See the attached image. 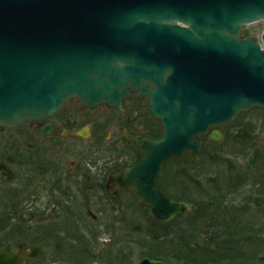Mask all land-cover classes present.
Instances as JSON below:
<instances>
[{
	"label": "water",
	"instance_id": "95a60500",
	"mask_svg": "<svg viewBox=\"0 0 264 264\" xmlns=\"http://www.w3.org/2000/svg\"><path fill=\"white\" fill-rule=\"evenodd\" d=\"M262 20L264 0H0V126L36 124L38 136L53 137L74 100L93 114L124 112L133 93L148 99L163 135L123 130L126 146L141 143L144 155L115 178L150 219L169 224L192 206L164 197L165 166L186 154L199 161L210 141L221 142L218 128L264 110V48L241 36ZM0 264L18 258L0 252Z\"/></svg>",
	"mask_w": 264,
	"mask_h": 264
},
{
	"label": "flooded vegetation",
	"instance_id": "af4514ba",
	"mask_svg": "<svg viewBox=\"0 0 264 264\" xmlns=\"http://www.w3.org/2000/svg\"><path fill=\"white\" fill-rule=\"evenodd\" d=\"M253 25L255 24L250 26ZM244 35L243 31V38L252 39ZM257 43L262 44L261 37ZM147 102V99H139L137 94H133V97L124 103L125 110L132 108L136 111L145 104L149 109ZM80 106L81 104L75 100L61 112L58 124L53 128L55 131L53 137L38 136L36 131L41 128L40 125L13 128L18 134L22 133L20 135L26 133L23 135L26 137V139L23 137L26 145L18 139L13 148L0 153V184L2 181L11 184L10 187L0 186V252L16 256L18 264H124L129 258L120 248L132 243V240L126 238V235L122 237V234H126L125 227L131 230V227L134 229L139 225L136 223L137 225L130 226L129 221L153 222L150 219L149 208L139 203V195L131 188L118 189L119 185L115 178L117 174L123 176L126 169L143 157L141 143L132 148L126 146L124 137H121L125 154L109 157L110 165H98L96 160L93 162L92 159L86 158L71 165L65 164L63 159L51 158V147L60 146V142L70 137L69 128L73 124V117L78 112L94 115L89 110H82ZM99 110L119 112L105 106L97 108L95 112ZM257 111H261L264 118L263 110L250 109L239 114L237 119ZM128 121L133 122L135 119L131 117ZM129 130L135 137L151 139H159L163 133L150 136ZM89 131L84 129L80 137L88 139L92 132ZM20 143L26 150L24 148L21 151ZM9 156L12 158H8ZM6 163H9L12 169ZM165 169L164 175L159 177L158 187L164 197L176 200L165 188L164 182L167 179ZM176 184V179L172 177L170 185L172 189H176L174 186ZM93 208L99 212H93ZM131 210L134 212L131 213ZM141 211L143 213H140ZM66 222L70 224L74 233H81V237L75 239L74 247L66 248L67 253L65 251L63 255L69 257L67 261L59 259L58 255L61 252L57 247L46 259V250L50 248L51 240L57 238L59 234L66 239L65 235L69 231ZM66 240L69 244L72 243L69 239ZM110 246H113L111 250ZM145 258L147 257L141 258L137 264ZM86 260L88 262L84 263ZM119 260L122 262H118ZM229 264H264V260Z\"/></svg>",
	"mask_w": 264,
	"mask_h": 264
},
{
	"label": "rangeland",
	"instance_id": "374dc122",
	"mask_svg": "<svg viewBox=\"0 0 264 264\" xmlns=\"http://www.w3.org/2000/svg\"><path fill=\"white\" fill-rule=\"evenodd\" d=\"M263 31V23L246 26L244 27V36L258 42ZM149 113L146 104L136 111L129 108L122 113L99 110L94 112V115H90L86 112H78L73 117V124L69 128L70 137L66 141L60 142V146L51 147V158L53 160L63 159L65 164L69 163L71 165L80 163L84 158L92 159L93 162L96 160L98 165H110L109 157L125 154V149L121 145L123 130L130 131L129 129H131L150 136H157V134L160 135L162 133L161 127L158 124L159 122ZM131 117L135 121L129 122L128 119H131ZM262 118L263 113L257 111L250 115L239 117L231 124L221 127L219 130L222 134L221 142L210 141L207 147L211 143L212 145L208 148L206 155L203 158L201 156L200 160L196 161L195 166L187 165V162L169 165L166 168L167 179L164 182L168 193L176 200L181 197L192 198L194 196V189L192 187L193 177H196L201 182V185H205L208 189L212 190L221 185L234 192V183L237 184L238 189L236 190V194L229 195L227 198L237 210L241 211L242 209V212L239 213L238 211V213H235V215L238 214L236 216L238 220L237 232L240 234L244 233L248 238L252 237L250 238L251 243H247L246 247L243 248L249 257L254 256L256 251L259 253L261 246L264 244V138L259 139L260 128H262L263 124ZM13 128L2 127L3 130L0 129V153L1 151L7 152L13 148L14 143L18 139L26 145L25 141H23L24 138L26 139L23 136L26 133L20 135L22 133L18 134L16 131H13ZM84 129L92 131L88 139L80 137V133ZM20 146L22 148L21 151L24 148L26 150V147L22 143H20ZM8 158L12 157L9 156ZM6 165L12 169L9 163H6ZM184 176L190 178V180H186L189 184L188 187L184 182ZM240 176L241 179L244 177V182L240 181ZM172 177L176 179L177 183L174 185L176 186L175 190L170 186ZM235 179L238 180L235 181ZM0 186L10 187L11 184L2 181ZM2 202L4 203L3 199ZM92 211L99 212L96 208H93ZM133 212L131 210V213ZM140 213L143 212L141 211ZM141 222L129 221L130 226L138 223V227H134V229L131 227V230H128L126 227L124 229V231L126 230V234H122V237L127 236L126 238L132 240V243L120 248L121 251H125V254L129 258L128 261H124V264H137L144 257L143 254L148 252L144 247L145 243L148 242L144 240L146 239L145 230L147 223L143 220ZM66 223L67 230L69 231L65 236L66 239L72 242V245L68 243V240L64 239L65 237L62 234H59L57 238L51 240L49 244L50 248L46 250V259L51 256L50 254L57 247L58 251L61 252L58 255L59 259L67 261L69 257L63 255L66 248L71 249L74 247L75 239L79 236L81 237V233H74L70 224ZM112 247L110 246V250ZM259 255L254 258L256 259L254 260L255 262L261 261L260 259L263 258L264 252ZM86 262L88 261L86 260L84 263ZM118 262L122 261L119 260Z\"/></svg>",
	"mask_w": 264,
	"mask_h": 264
},
{
	"label": "trees",
	"instance_id": "16d2710c",
	"mask_svg": "<svg viewBox=\"0 0 264 264\" xmlns=\"http://www.w3.org/2000/svg\"><path fill=\"white\" fill-rule=\"evenodd\" d=\"M209 147L202 152V158ZM183 162L193 166L197 163L195 157L188 154L182 160L171 164ZM193 178L194 196L177 199L190 203L193 206L191 213L186 217H177L167 225L147 221L144 240L148 242L144 247L148 252L143 254L144 257L167 264H229L256 260L254 258L264 252V244L259 253L256 251L258 255L255 252L254 256H247L243 248L251 243L252 237L248 238L244 233L237 232L238 214L235 213L239 209L227 198L236 194L238 185L234 183V192L221 185L212 190L201 185L196 177ZM187 179L190 180L188 176H184L188 187ZM240 181L244 182V177ZM260 260H264V256Z\"/></svg>",
	"mask_w": 264,
	"mask_h": 264
}]
</instances>
